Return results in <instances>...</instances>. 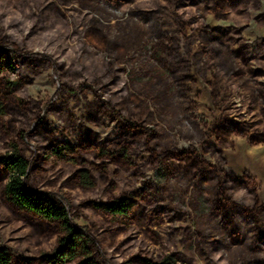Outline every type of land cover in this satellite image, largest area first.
Listing matches in <instances>:
<instances>
[{
  "label": "rangeland",
  "instance_id": "1",
  "mask_svg": "<svg viewBox=\"0 0 264 264\" xmlns=\"http://www.w3.org/2000/svg\"><path fill=\"white\" fill-rule=\"evenodd\" d=\"M1 46L25 108L11 99L0 125L30 135L27 186L68 204L98 264H264V0H0ZM124 199L125 222L93 207ZM49 231L0 195L11 264H46Z\"/></svg>",
  "mask_w": 264,
  "mask_h": 264
},
{
  "label": "trees",
  "instance_id": "2",
  "mask_svg": "<svg viewBox=\"0 0 264 264\" xmlns=\"http://www.w3.org/2000/svg\"><path fill=\"white\" fill-rule=\"evenodd\" d=\"M218 36L222 41L226 40L224 32H218ZM8 53L7 47L1 46L0 121L4 120L12 112L9 111L8 105L10 100L14 99L15 90L18 86L16 81H9L7 78L9 71L14 69L12 64L9 63ZM24 55L28 56L27 54ZM237 57L239 59L242 58V54L238 52ZM62 91L65 94L66 90ZM14 100L16 101L17 109L21 112V109L25 108L24 103L19 99ZM130 129L136 131L134 127ZM39 130L41 135H49L47 125L43 121L38 123L33 135ZM0 131L8 139V152L6 155H0L1 198L16 213L34 222L41 223L50 230V234L56 239V247L52 255L47 257L46 264H98L89 249V245L97 244V241L86 229L79 228L74 224L68 204L60 205L53 201L49 193L33 191L28 188L27 184L32 163L25 157L24 149L30 135L26 131L21 130L16 133L14 139H11V131L6 125H0ZM261 138L262 142H264V136ZM252 142L255 144L257 140ZM47 150L55 159L64 160L73 166H77L76 159L81 153V150L77 147L57 142L56 140L50 142ZM96 155L100 159L110 156L102 148L96 150ZM103 169L106 171V166ZM74 180L76 185L81 188L88 189L95 186L90 173L86 170H78L74 175ZM233 183H235L237 188L247 186L239 180H234ZM252 195L255 198L254 201L257 202L254 191H252ZM93 207L112 221L125 222L129 220L137 205L130 200L124 199L113 203L94 204ZM142 261L146 263L145 260ZM0 264H11V260L8 256L0 253Z\"/></svg>",
  "mask_w": 264,
  "mask_h": 264
}]
</instances>
